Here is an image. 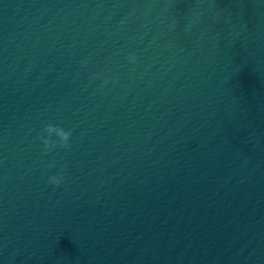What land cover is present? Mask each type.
Segmentation results:
<instances>
[{"label": "water", "instance_id": "obj_1", "mask_svg": "<svg viewBox=\"0 0 264 264\" xmlns=\"http://www.w3.org/2000/svg\"><path fill=\"white\" fill-rule=\"evenodd\" d=\"M0 264H264V0H0Z\"/></svg>", "mask_w": 264, "mask_h": 264}, {"label": "clouds", "instance_id": "obj_2", "mask_svg": "<svg viewBox=\"0 0 264 264\" xmlns=\"http://www.w3.org/2000/svg\"><path fill=\"white\" fill-rule=\"evenodd\" d=\"M135 59L136 57L134 55L129 56L130 61L134 62ZM81 63L86 64L87 61L84 60L81 61ZM95 78L103 79V76L102 74L97 73L95 74ZM108 82L109 81L105 80V83ZM102 90H103V86H101V92ZM44 132L46 133V135H40L38 138L41 140L44 146L43 151L45 152V154L50 153L54 148L57 147L61 149H67L70 147L69 140L72 135L70 130H66L63 127L56 124L48 123L44 126ZM53 137H55V139H53ZM45 166L50 168V167H54L55 165L53 163H46ZM66 172H67L66 166H62L61 172L49 176L47 183L55 186H59L62 183V181L65 179Z\"/></svg>", "mask_w": 264, "mask_h": 264}]
</instances>
